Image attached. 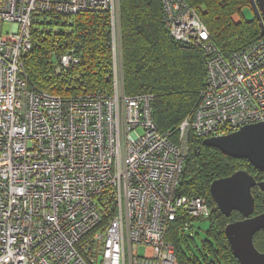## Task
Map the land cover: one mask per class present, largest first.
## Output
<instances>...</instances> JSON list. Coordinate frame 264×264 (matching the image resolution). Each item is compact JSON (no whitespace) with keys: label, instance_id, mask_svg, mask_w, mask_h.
<instances>
[{"label":"built area","instance_id":"1","mask_svg":"<svg viewBox=\"0 0 264 264\" xmlns=\"http://www.w3.org/2000/svg\"><path fill=\"white\" fill-rule=\"evenodd\" d=\"M118 1L0 0V264H179L172 226L192 234L213 212L179 193L190 138L264 124V37L224 53L185 0H160L164 22L203 50L206 79L176 138L157 128L151 94L127 96L115 81L110 94L55 95L29 81L24 59L44 13L109 11L116 68ZM78 63L66 54L60 69Z\"/></svg>","mask_w":264,"mask_h":264},{"label":"trees","instance_id":"2","mask_svg":"<svg viewBox=\"0 0 264 264\" xmlns=\"http://www.w3.org/2000/svg\"><path fill=\"white\" fill-rule=\"evenodd\" d=\"M118 32L120 63L127 96L151 94L153 118L157 128L171 131L176 138L179 126L189 116L205 88L206 66L200 47L175 40L167 29L160 0H120ZM205 23L211 41L224 53L243 50L263 37L259 22L235 23L233 16L250 6V0H185ZM33 46L25 56L24 68L29 81L55 95L110 94L113 81V26L109 11H83L73 16L44 13L32 27ZM73 54L79 59L61 72V57ZM179 193L205 197L212 207L206 219L207 240L198 260L189 244H196L193 233L175 223L168 236L179 264H240L226 237L229 223L242 220L238 212L226 217L211 195V184L218 179L246 170L258 182L264 171L245 159L224 155L208 148L192 136ZM254 215L264 213V192L252 190ZM114 208L111 207V214ZM111 217V216H110ZM186 221V220H185ZM255 247L264 252V232L254 237ZM185 247L189 257L183 252ZM192 254V256H191Z\"/></svg>","mask_w":264,"mask_h":264},{"label":"water","instance_id":"3","mask_svg":"<svg viewBox=\"0 0 264 264\" xmlns=\"http://www.w3.org/2000/svg\"><path fill=\"white\" fill-rule=\"evenodd\" d=\"M255 17L264 35V0H250ZM203 145L215 148L235 159H245L256 169L264 171V124H252L226 136L203 140ZM264 192V181L258 182L246 170L215 180L210 192L217 208L230 217L238 212L242 220L229 223L225 233L235 258L240 264H264V252L254 244L257 233L264 232V213L254 215L255 198L252 190Z\"/></svg>","mask_w":264,"mask_h":264},{"label":"rangeland","instance_id":"4","mask_svg":"<svg viewBox=\"0 0 264 264\" xmlns=\"http://www.w3.org/2000/svg\"><path fill=\"white\" fill-rule=\"evenodd\" d=\"M120 0L116 3V8L119 7L120 8ZM234 22L241 24L244 21H253L256 17H255V13L252 9L251 6L245 7L243 9V12L241 13H236L234 16ZM114 28L116 30V34H118L119 32V28H120V18H119V13L118 15H116L115 17V23H114ZM13 25L7 23L4 27V32L5 33H10L13 30ZM118 37V35H117ZM117 47H119V39L117 40ZM117 66L116 68L114 67V56H113V81L117 84L118 90L120 92H124V73H123V69H122V65L119 62L120 61V53H117ZM63 71V69H61V72ZM115 87V84H114ZM113 87V90H114ZM112 90V92H113ZM217 208V207H216ZM207 227H208V221L206 222V220L203 221H196L194 223V231H193V238L196 239V244H189L190 245V249L191 253L198 259L200 260L201 257L199 256V252L202 251V244L204 242V240H207V236H206V231H207ZM189 234V233H188ZM190 235V234H189ZM183 252L189 257V252L185 247H182ZM140 254L143 255L145 252L144 248L140 249ZM191 254V256H192Z\"/></svg>","mask_w":264,"mask_h":264},{"label":"bare ground","instance_id":"5","mask_svg":"<svg viewBox=\"0 0 264 264\" xmlns=\"http://www.w3.org/2000/svg\"><path fill=\"white\" fill-rule=\"evenodd\" d=\"M263 35V34H262ZM263 37H264V35H263Z\"/></svg>","mask_w":264,"mask_h":264},{"label":"crops","instance_id":"6","mask_svg":"<svg viewBox=\"0 0 264 264\" xmlns=\"http://www.w3.org/2000/svg\"><path fill=\"white\" fill-rule=\"evenodd\" d=\"M233 20H234V17H233Z\"/></svg>","mask_w":264,"mask_h":264}]
</instances>
